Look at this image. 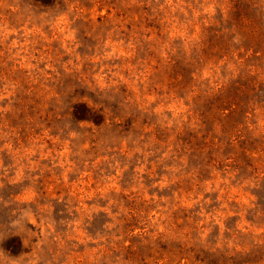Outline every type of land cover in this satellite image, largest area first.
Instances as JSON below:
<instances>
[{"label":"rangeland","instance_id":"obj_1","mask_svg":"<svg viewBox=\"0 0 264 264\" xmlns=\"http://www.w3.org/2000/svg\"><path fill=\"white\" fill-rule=\"evenodd\" d=\"M0 264H264V0H0Z\"/></svg>","mask_w":264,"mask_h":264},{"label":"trees","instance_id":"obj_2","mask_svg":"<svg viewBox=\"0 0 264 264\" xmlns=\"http://www.w3.org/2000/svg\"><path fill=\"white\" fill-rule=\"evenodd\" d=\"M19 242L17 240H13L6 248L11 253H16L17 249H19L21 246H19Z\"/></svg>","mask_w":264,"mask_h":264}]
</instances>
